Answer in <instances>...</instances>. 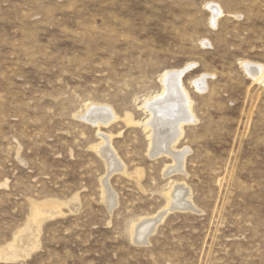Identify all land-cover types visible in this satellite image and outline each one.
Segmentation results:
<instances>
[{
  "label": "rangeland",
  "instance_id": "obj_1",
  "mask_svg": "<svg viewBox=\"0 0 264 264\" xmlns=\"http://www.w3.org/2000/svg\"><path fill=\"white\" fill-rule=\"evenodd\" d=\"M247 63L264 72V0H0V264H264V73ZM188 65L179 167L150 155L142 108ZM95 106L117 119L85 120Z\"/></svg>",
  "mask_w": 264,
  "mask_h": 264
},
{
  "label": "bare ground",
  "instance_id": "obj_2",
  "mask_svg": "<svg viewBox=\"0 0 264 264\" xmlns=\"http://www.w3.org/2000/svg\"><path fill=\"white\" fill-rule=\"evenodd\" d=\"M210 10H212L214 21H216L217 18L221 15L220 8L215 5H210ZM192 66L193 65H188L185 68L180 69V70L165 72L162 75V79H161V82L163 83V86H164L163 92L153 98L145 100L143 104L144 108H142V109H145V111L147 110L149 112V119L148 121H146L144 126L146 130L147 129L151 130V134H150L151 136L149 135L150 136L149 139L151 140V144L149 147L150 155L152 157H155V156L167 153L170 156H173V158L179 162V167H182V163H184L183 159L185 158L187 152L186 151L176 152L175 147L180 141V139L183 137L184 126L187 125L188 123L191 124L196 121L195 120L196 118L194 116V113L191 107L192 102L190 100L189 95L187 94L185 89L182 87V81H181L183 76L193 68ZM244 68L248 72V74L251 76V78H254V79L258 77H262V74L264 73L263 68L261 66L252 65L251 63L244 64ZM205 79L206 77L203 76L200 79H197V81L195 82V84L197 85L199 89H202L204 87ZM115 119H117V117L114 115V113H112L111 110H109L108 108H105V109L103 108L102 110H99L96 106L95 108L92 107L89 110H87V113L85 116V120H88L93 123H98V124L107 123V122L109 123V121L115 120ZM127 122L131 123L132 121L129 118H127ZM103 139H104L103 142L100 145L95 147L96 151L100 153L107 160V163L109 164L110 173L113 171H117V170L123 171L124 167H122L121 165L122 163H120V161L117 159L114 153V150H112L110 147L111 145L110 139L106 137H104ZM172 189H170L171 192L169 193L167 192V198H168L167 201H169V204L167 205L168 208L166 207L165 208L166 210H163V212L158 214L160 215V217L156 218L155 220L157 221L161 219L163 220L165 218V214L168 211L172 209H176L178 207V206H173V207L171 206L172 205L171 200L176 201V195H177L176 192L178 191L177 190L178 187L172 186ZM108 195H110L108 196V198H111L112 200L111 203L115 204L113 202L115 198H114V195L112 194V191L108 190ZM185 196L186 198H188L187 193ZM51 205H55V203H51ZM38 208H39L38 206L35 207V212L32 218H36L40 215V210ZM181 208H183V206ZM186 208L191 209L193 207L191 205H186ZM154 218L155 217H153V219ZM149 220H145V219L143 221L140 220L142 221V222L139 221L140 224H138L137 226L134 225V227L132 228L133 229L132 233H133V236H135V238L139 235V232H141V230L144 227L148 226ZM150 223L151 222H149V224ZM151 232H153L152 228L148 231V233H151Z\"/></svg>",
  "mask_w": 264,
  "mask_h": 264
}]
</instances>
